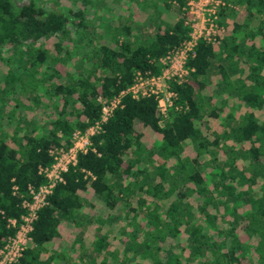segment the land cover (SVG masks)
<instances>
[{
    "label": "trees",
    "instance_id": "16d2710c",
    "mask_svg": "<svg viewBox=\"0 0 264 264\" xmlns=\"http://www.w3.org/2000/svg\"><path fill=\"white\" fill-rule=\"evenodd\" d=\"M52 1L0 0V248L19 227L29 185L46 182L39 168L55 161L50 149L70 146L74 131L99 116L100 96L125 89L137 71L161 72L159 58L192 30L185 0H175L178 17L153 34L130 35L128 20L113 27L126 36L115 43L80 40L95 29L88 0ZM219 24L217 44L197 40L186 78L167 80L166 116L154 95H123L53 187L12 264H76L56 247L70 222L81 230L95 223L90 248L78 254L83 264H264V119L256 113L264 0H225ZM229 95L236 104L226 110ZM211 117L225 127L212 129ZM118 219L121 236H111Z\"/></svg>",
    "mask_w": 264,
    "mask_h": 264
},
{
    "label": "built area",
    "instance_id": "2783aa9c",
    "mask_svg": "<svg viewBox=\"0 0 264 264\" xmlns=\"http://www.w3.org/2000/svg\"><path fill=\"white\" fill-rule=\"evenodd\" d=\"M224 4L225 0H185L182 8L187 13V22L192 30L189 32L188 38L159 58L164 63L162 71L158 74L137 71L134 81L125 89L110 97L100 96L98 98L101 104L99 116L83 132H80V130L74 131L73 143L70 146L50 149L55 161L50 166L39 168L45 174L47 180L37 187L29 185L31 196L28 200L23 201L26 211L21 217L22 220L16 233L9 237L0 248V264H12L22 254L27 243L31 240L30 231L33 228V221L38 216V210L48 203V195L52 192L56 183L63 180V172L70 165L76 163L78 153L87 151L91 144L90 136L99 132L113 109L122 105L124 94L129 92L133 97L154 95L160 112L166 114L168 108L172 105L174 96L167 80L172 77L178 80L186 78L188 74V68L185 66L186 59L194 55V45L200 37L212 44L219 42V32H222L224 28L223 25L219 24V11ZM194 20L196 21L194 22ZM202 29L206 31L203 32ZM9 221L12 224L16 223L14 218L9 219Z\"/></svg>",
    "mask_w": 264,
    "mask_h": 264
},
{
    "label": "rangeland",
    "instance_id": "374dc122",
    "mask_svg": "<svg viewBox=\"0 0 264 264\" xmlns=\"http://www.w3.org/2000/svg\"><path fill=\"white\" fill-rule=\"evenodd\" d=\"M50 1L53 3L52 0ZM57 1L60 4L70 7L71 5L76 6V4L77 6H80L79 3H81L80 1H83V0H77L76 3H75V0H57ZM166 2L168 3L170 1L169 0H88L84 4V6L86 7L85 10H86L87 17L89 20V26L95 29L91 28L92 32H90L87 35V37H85V35H78V38L80 40L87 41L86 38L91 37L90 39H93L94 42L115 43L113 41L114 39L112 38V36L113 37L116 36L117 39H122L123 37H126V36L125 34H119L117 30H115V28L113 27H116L118 24H122L124 22L128 23V20H130V24L132 26V31L130 35H135L139 29H143L148 34H153L156 31L158 25H161L163 27L166 25V23L174 22V20H176V18L178 17V14H179L177 10L178 3L175 2V0H173L169 3L170 6H167ZM241 8H242L241 6L236 5L237 10L240 11ZM242 11H243V8H242ZM195 21L196 20H194V22ZM202 31L205 32L206 30L202 29ZM77 33L79 34V32ZM127 37H129V34ZM95 44L93 43V45ZM0 74H2L1 69H0ZM13 96L9 94L6 96V99L17 97V96L15 97ZM228 99H229L228 105L224 106L226 110L230 107V105L236 104V102L233 103V96L229 95ZM12 100L14 102V99ZM220 102H221V96H218L217 99H215L213 104L219 107L221 105ZM234 108L237 109L236 110L237 114L239 113L240 110L242 111L241 108H238V107H234ZM28 109H27V112H33L32 110H34L31 108V110L28 111ZM256 113H257V116L264 119V106L261 109H259ZM210 126L212 129L219 130V131L225 127L221 123V118H218V117L210 118ZM184 153L185 154L187 153V155H194V151L191 150L190 147H186V151H184ZM200 158L201 160L202 159L204 160L206 158V155L201 156ZM133 198L132 200L134 201L135 199ZM104 209H101L103 214H105ZM120 212L122 213V208L120 209ZM134 217L136 220L140 221L139 214L134 213ZM125 223L123 220L122 222L119 219L114 220L113 227L110 230V235L112 236L114 234V235L121 236V234H119V230H120V227H123ZM94 227H95V223H93L91 227H89L91 230L86 229L85 226L83 227V229L85 228L84 233L85 234L87 233V237L89 236V234L95 233V230H92V228ZM168 241L170 240L168 239ZM63 243L65 245L66 241L62 242V244Z\"/></svg>",
    "mask_w": 264,
    "mask_h": 264
},
{
    "label": "crops",
    "instance_id": "0c3cea01",
    "mask_svg": "<svg viewBox=\"0 0 264 264\" xmlns=\"http://www.w3.org/2000/svg\"><path fill=\"white\" fill-rule=\"evenodd\" d=\"M62 229H63L62 230L63 234L59 244L56 247L60 250V252L63 255L70 254L71 257L76 256V262H75L76 264H83L78 260V254L84 251L89 244H90L89 245L90 248L94 233L89 234V236L87 237V233L86 234L84 233L85 228L83 230H81L79 227L75 228L72 222L68 223L66 226H63ZM75 235H77V238H75ZM64 241H66L65 245L64 243L62 244V242Z\"/></svg>",
    "mask_w": 264,
    "mask_h": 264
}]
</instances>
